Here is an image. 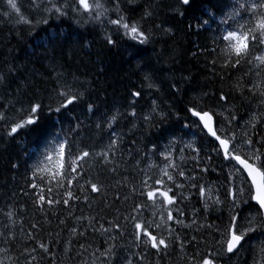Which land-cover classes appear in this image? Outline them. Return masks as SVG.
Wrapping results in <instances>:
<instances>
[{
	"label": "snow or ice",
	"instance_id": "1",
	"mask_svg": "<svg viewBox=\"0 0 264 264\" xmlns=\"http://www.w3.org/2000/svg\"><path fill=\"white\" fill-rule=\"evenodd\" d=\"M128 3L135 4L136 0H128ZM30 8L31 12L24 15L16 0H0L3 15L12 19V13H16V23L28 25L30 30L41 24L51 26L53 19L60 22L69 19L82 28L99 25L105 31L104 39L108 46L125 47L130 54H138L141 49L137 45L146 46L152 39L150 33L144 30L143 21L151 19L153 12L149 9L140 21H132L124 14L120 0H32ZM175 11L186 22L190 32L212 34L213 46L210 51L214 54L211 61L213 71L219 61L220 66L226 69L247 66L250 78L253 74L264 77V0H199V5L197 0H177ZM113 12L114 17L111 15ZM156 27L163 32L171 31L160 24ZM44 32L50 45H62L72 39L68 33H48L46 28ZM140 70L143 80L140 87L130 89L126 98V113L116 109L115 112L98 116L96 105L91 101L86 102V93L74 81L59 79V76L55 106L51 102L46 105L43 99L35 98L25 103L12 97L7 103H0V140L24 137L27 141L31 138L34 151L26 152L25 164L30 165L31 183L28 187L35 193L36 206L41 210L45 205L52 208L63 204L65 208H70L72 201L80 199L73 191L77 186L81 191H87L90 187L89 195L84 196L85 203L92 193H100L101 186L86 175L85 165L89 160L116 164L115 157L123 143V135L116 126L122 118L138 120L137 106L149 94L152 96L151 107L142 119L146 127L155 128L156 131L155 135L149 133L150 139L143 146L144 155L135 163L142 175L138 185L133 184L132 192L139 199L133 200L131 211L123 216V223L108 220L107 224L101 222L96 227L95 217L75 219H87L92 231L102 235L115 232L123 236L126 234L125 226H130L133 245L137 249H144L141 254L143 259V255L149 251L159 254L162 250H168L176 227H191L185 223L187 213L184 205L195 199L204 213L215 208L221 210L222 215L215 228L217 237L212 245L214 250L206 254L197 250L189 259V264H224L225 258L231 260L245 245L251 246L258 238L264 244V137L259 140L254 138L257 114L254 113L242 124V118L227 109L229 96L221 92L213 108L204 107L202 102L189 101L183 109L176 110L177 126L173 127L167 123L173 119L172 115L161 108L154 95L161 91L160 83L151 71ZM3 82L4 78L0 76V84ZM261 85H264V79L259 83L253 81L247 91L255 96L259 89V95L264 96ZM237 86L243 93L244 85L238 82ZM170 93L173 96L181 95V89L173 84ZM216 107L219 112L214 110ZM225 112L227 114L223 119H219L218 116ZM92 118H97L95 129L98 138L94 144L85 146L76 137L85 120ZM73 121L75 129L71 127ZM258 122L264 123V119ZM65 123L70 126L69 132H75L71 139L64 133ZM249 125L253 130L251 132ZM188 161L194 162L191 167ZM13 167L19 165L14 164ZM110 171L115 172L116 167ZM210 172H215L219 179L205 182L203 175ZM123 179L128 181L129 177ZM54 188L63 189L64 198H55ZM224 209H227L226 215ZM199 211L194 210L192 224H198L195 217ZM3 215L12 220L14 214L9 210ZM60 223L65 221L61 220ZM32 227L36 228L37 225L33 224ZM69 231L74 238L85 236L87 229L79 231L73 225ZM165 232L167 235H164ZM0 236L9 245L0 248V252L8 253L10 243L15 239L14 234L0 233ZM29 237L34 238V234L29 233ZM109 238L115 240L116 236ZM175 240L181 244L183 251L185 244L179 233ZM39 248L45 253L51 251L49 245L43 242L39 243ZM80 248L87 251L84 244H80ZM96 252H99L101 264H120L115 244H109L102 250L97 248ZM0 264L4 262L0 261ZM123 264L134 262L124 257ZM260 264H264V259Z\"/></svg>",
	"mask_w": 264,
	"mask_h": 264
},
{
	"label": "trees",
	"instance_id": "2",
	"mask_svg": "<svg viewBox=\"0 0 264 264\" xmlns=\"http://www.w3.org/2000/svg\"><path fill=\"white\" fill-rule=\"evenodd\" d=\"M16 2L22 14L28 15L31 12L32 0ZM127 2L120 0L124 14L132 21H140L149 9L153 12L151 19L143 21L144 30L152 37L151 42L146 46L137 45L141 49L138 54H130L122 46H108L104 39L105 31L99 25L82 28L69 19L62 22L53 19L50 21L51 26L41 24L30 30L28 25L16 23V13H12V19H8L0 9V76L4 78L3 84H0V103H7L12 97L25 103L35 98L43 99L46 105L51 102L55 106L59 76V79L74 81L86 93V102L91 101L96 105L98 116L115 112L116 109L126 113V98L131 88L140 87L143 80L140 69L144 68L151 71L161 85V91L154 95L161 103V108L172 115L173 119L167 123L173 127L177 126L176 110L183 109L189 101L202 102L204 107L213 108L221 92L229 96L227 109L241 117L242 124L254 113L257 114L258 121L264 119V96L259 95V89L255 96L247 91L253 81L259 83L264 77L253 74L250 78L247 66L226 69L220 66L219 61L213 71L211 61L214 54L210 51L213 46L212 34L202 32L197 35L190 32L186 22L175 11L177 0H136L135 5ZM111 15L114 17L115 12ZM157 24L170 28L171 31L163 32L156 27ZM45 28L48 33H68L72 39L62 45H50L45 38ZM238 82L244 85L243 93L237 86ZM173 84L181 89V95L173 96L170 93ZM145 91L148 92L147 89ZM151 99L152 96L146 94L137 106L140 117L138 120L127 117L118 122L116 129L122 133L123 143L121 150L117 151L116 164L89 160L85 165L86 175L101 186L100 193H92L85 203L84 196L89 195L90 187L87 191H81L77 186L73 191L80 199L72 201L70 208H65L63 204L52 208L45 205L41 210L34 203L35 193L28 187L31 183V169L30 165L25 164L26 152L34 151L31 138L27 141L24 137L17 140L5 137L0 140V233L7 235L11 232L15 237L10 243V251L0 252V261L4 264H28L29 261L31 264H101L96 249L102 250L109 244H115L120 264H123L124 257L132 259L134 264H189V259L197 250L201 254L214 250L212 245L216 242L215 228L220 222L221 210L214 208L204 213L195 199L184 205L187 213L185 223L191 227L178 230L185 244L184 250H181V244L175 240L176 235H173L168 250H162L159 254L149 251L143 255V259L141 254L144 249H137L133 245L130 226H125L126 234L123 236L115 232L102 235L92 231L87 219H75L95 217L96 227L101 222L107 224L108 220L123 223V216L131 211L133 200L139 199L132 192L133 184L138 185L142 175L135 163L144 155L143 146L150 139L149 133L155 135L156 131L155 128L146 127L142 119L145 112L150 110ZM214 110L219 112L218 107ZM226 114L227 112L222 113L218 118L223 119ZM96 119L85 120L76 137L78 142L83 141L85 146L94 144L98 138ZM258 121L254 130V138L257 140L264 137V123ZM156 122H159V117ZM69 127L67 123L64 124V133L71 139L75 132H69ZM71 127L75 129V121ZM249 131H253L250 125ZM193 163L188 161L189 167ZM14 164L19 167H13ZM113 167H116L115 172L110 171ZM125 176L129 177L128 181H124ZM203 179L205 182H214L219 178L215 172H210L203 175ZM53 195L62 199L64 190L54 188ZM117 196L120 197L119 200L116 199ZM126 196L127 200L124 199ZM195 209H200L195 217L198 224L191 223ZM9 210L14 214L12 220L3 215V212ZM223 212L226 215L227 209ZM61 220L65 223L61 224ZM33 224L37 227L33 228ZM73 225L79 231L87 229L86 235L73 238L69 231ZM29 233L34 234V238H30ZM110 236H116V239L112 240ZM40 242L49 245L50 253L39 248ZM80 244H84L87 251L81 250ZM254 244L255 247L248 254L239 257L233 255L224 264H260L264 259V244L261 238ZM4 247L9 245L0 236V248ZM244 250H247L246 246Z\"/></svg>",
	"mask_w": 264,
	"mask_h": 264
},
{
	"label": "bare ground",
	"instance_id": "3",
	"mask_svg": "<svg viewBox=\"0 0 264 264\" xmlns=\"http://www.w3.org/2000/svg\"><path fill=\"white\" fill-rule=\"evenodd\" d=\"M128 1V0H127ZM145 2V1H144ZM128 3V2H127ZM129 4V3H128ZM133 5V4H132ZM135 5V4H134ZM141 5V4H140ZM124 64V63H123ZM141 111V110H140ZM143 113V112H142ZM146 113V112H145ZM142 115V114H141ZM124 123V122H123Z\"/></svg>",
	"mask_w": 264,
	"mask_h": 264
},
{
	"label": "rangeland",
	"instance_id": "4",
	"mask_svg": "<svg viewBox=\"0 0 264 264\" xmlns=\"http://www.w3.org/2000/svg\"><path fill=\"white\" fill-rule=\"evenodd\" d=\"M32 60H33V59H32ZM28 61H29V60H28ZM33 61H35V60H33ZM36 66H39V64L36 63Z\"/></svg>",
	"mask_w": 264,
	"mask_h": 264
}]
</instances>
